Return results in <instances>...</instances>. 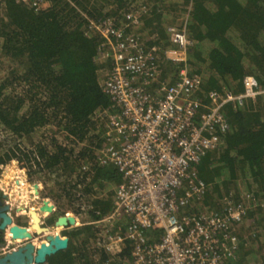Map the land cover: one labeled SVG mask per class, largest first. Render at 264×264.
<instances>
[{
	"label": "trees",
	"instance_id": "1",
	"mask_svg": "<svg viewBox=\"0 0 264 264\" xmlns=\"http://www.w3.org/2000/svg\"><path fill=\"white\" fill-rule=\"evenodd\" d=\"M47 3L33 8L15 0H0L4 7L0 17V165L14 162L29 174H49L53 182L46 186V195L59 206L54 220L71 211L77 216L82 201L87 204L88 220L64 230L67 247L48 256L43 264H95L90 244L97 230L90 221L113 210L114 198L106 201L103 189L108 181L118 186L122 176L112 164L99 165L96 159L95 150L104 139L100 122L93 116L106 110L110 101L99 81L103 65L97 61L99 36L90 30V23L112 19L120 27L126 13L139 12L144 29L155 35L148 46L160 49L169 45L167 27L177 25L192 41L186 63L190 74L200 77V91L239 94L246 76H252L258 90L264 91V0ZM125 25L127 33L143 37L139 27ZM169 64L170 69L166 67L161 74L165 79V72L172 71V83L176 68ZM223 113L229 130L223 134L222 144L207 151L194 167L210 189L201 198L202 205L210 204L212 198L211 202L218 201L215 210L221 213L219 200L240 202L247 198L243 191L250 195L242 220L227 227L238 239V252L225 264H244L252 250L246 248L251 245L248 239L261 245L256 249L259 252L264 248V92L241 104H226ZM58 134L62 135L59 140ZM75 201L79 202L77 208ZM147 234L151 242L161 236V230ZM128 245L123 252L127 257ZM106 257L102 251L97 264Z\"/></svg>",
	"mask_w": 264,
	"mask_h": 264
},
{
	"label": "built area",
	"instance_id": "2",
	"mask_svg": "<svg viewBox=\"0 0 264 264\" xmlns=\"http://www.w3.org/2000/svg\"><path fill=\"white\" fill-rule=\"evenodd\" d=\"M15 1L33 8L47 4ZM136 13H126L120 27L112 19L89 25L99 36L97 58L109 62L100 83L110 105L93 116L104 139L96 159L122 176L113 210L95 221L105 223L101 246L107 257L99 264H225L238 251L227 227L241 221L249 206L223 198L218 213L202 205L208 188L194 165L222 144L229 130L225 105L264 91L252 76L244 77L239 94L200 91V77L186 63L192 41L175 26L167 27L169 46L162 49L176 68L175 81L163 79L159 47L145 48L140 36L126 32L125 24L138 25ZM156 229L161 236L150 242L146 233ZM127 245L129 257L123 255Z\"/></svg>",
	"mask_w": 264,
	"mask_h": 264
},
{
	"label": "rangeland",
	"instance_id": "3",
	"mask_svg": "<svg viewBox=\"0 0 264 264\" xmlns=\"http://www.w3.org/2000/svg\"><path fill=\"white\" fill-rule=\"evenodd\" d=\"M47 4H49V3H47ZM3 13H4V7H0V17L3 15ZM181 18L185 19V16H182ZM138 25H137V27H139V28H137V31L139 29L143 30V31H141L143 33V37H141V40L144 44V47L145 48H152V47H149L148 45H149L150 41L151 42L153 41V39L155 38V35L152 37V34L147 33V31H149V30L144 29V21H143V24L140 23V21H139ZM163 54L164 53H163L162 49H160V58L162 59V61L159 63L162 64V66L164 67V69H162V67H161L162 72H163V70H166L165 69L166 67L168 70L170 69V67H168V64L171 62L166 57L167 55L165 56ZM97 61H98V63H100L99 58H97ZM102 64L103 65H100V68L98 71L100 82L102 80L101 78H103L104 69L106 66L105 63H102ZM169 66H170V64H169ZM167 72H165V75L164 74L163 75L166 77L165 79L168 80L172 71H170V73H168V75H167ZM54 127H56V126L53 125V128ZM50 133H52L51 135H53V133H55V132H53L51 129ZM61 138H62V135L58 134L57 139L59 140ZM78 147H79L78 145H74V148H76V150H78ZM52 182L53 181H51V179L49 178V174L47 172H45V173L42 172L39 175L35 176L34 174L27 173L23 168H21L18 164L14 163V162H9L7 164L0 165V194L3 195L4 198L8 201L9 207H11V209H14L17 213H19L22 216L24 215V213L26 215L29 212V210H36V212L40 216V219L42 220V222H43L42 224H44V226H48V225H46L47 219L49 217H51L53 213L56 214L58 212L57 209L59 207L58 204L52 198H50V196L48 197L46 195V194H48L47 190L49 191V189H46V186L47 187L52 186ZM105 188L106 189H103L102 197H104L106 201H112V198H114V196H115V190L117 188V185L114 184L113 182L110 183L108 181V182H106ZM240 188L242 190H244L242 186H240ZM95 190H97V188H95ZM209 190L210 189L208 188V191ZM210 193L211 192H209L208 194H210ZM245 193H246L245 191L242 192L243 197H246ZM210 195L214 196L212 193ZM43 196H46L47 200H43V198H42ZM86 199L88 200L89 197ZM244 200L248 203V206H249V199L246 198ZM44 201H47L48 204L53 206V210H54L53 212L49 213L48 211L41 210V206H42V203ZM211 201H212V198L209 200L210 204H204V205H208L207 207H209V205H210L211 207L217 208L216 206L218 205L217 204L218 201L216 203H214L215 202L214 200H213V202H211ZM78 203H79L78 201H75L73 206L77 208L79 206ZM223 203H224L223 199L219 200V204L221 206H223ZM63 204L65 205V203H63ZM68 205H69V203H66L65 207ZM86 206H87V204L84 201H82V206L80 207L81 212L77 216L72 211L69 212V214L74 216L76 219V223L74 225H71V226L68 225L66 227H61V228L57 227L55 229H52L50 232L63 237V231L64 230H68V229L80 226L82 224V221L88 220L87 215L85 214V207ZM91 222H93V221H90V224L97 231L95 232V237H93L91 239V244H90L91 253H90V255H91L93 262L95 264H97L98 261L100 260L101 252L103 251L102 246H101L102 245V239H103L102 238V236H103L102 235V229H103V226L105 223L101 222L99 224H95V222L94 223H91ZM116 222H117V220L115 221L114 225L116 224ZM253 228H254V226L251 229H253ZM112 229H113V231H116V228H112ZM243 233H246V231ZM250 234H252V232ZM41 240L42 239L35 241V244L39 243V241H41ZM16 241L19 242L20 240L16 239ZM42 241H44V240H42ZM247 242L251 243L250 246L246 247L247 250H249V251L251 249L252 250H251V254L249 253L247 255V258L245 257L244 264H264V248L261 249V251L259 252L256 249H259V247L261 245L256 243V241L255 242L250 241V239H248ZM253 251H255V253ZM252 252L254 254H252ZM97 257H98V259H97Z\"/></svg>",
	"mask_w": 264,
	"mask_h": 264
},
{
	"label": "water",
	"instance_id": "4",
	"mask_svg": "<svg viewBox=\"0 0 264 264\" xmlns=\"http://www.w3.org/2000/svg\"><path fill=\"white\" fill-rule=\"evenodd\" d=\"M41 210L53 212V206L44 201L41 206ZM29 213L34 220L39 223L41 221L40 216L36 210H29ZM3 222L1 227L9 224L8 232L11 234L13 239L26 240L24 246L13 250L0 258V264H41L46 261V258L59 250L65 249L68 245V238L66 236L61 237L60 235L50 232L52 229L57 227H66L68 225H74L76 219L72 215H60L58 216L52 225L49 226H35L32 229L36 230L37 233L45 234L44 241L40 242L38 246H35L32 238V234L25 227L12 223L10 217L3 214Z\"/></svg>",
	"mask_w": 264,
	"mask_h": 264
},
{
	"label": "flooded vegetation",
	"instance_id": "5",
	"mask_svg": "<svg viewBox=\"0 0 264 264\" xmlns=\"http://www.w3.org/2000/svg\"><path fill=\"white\" fill-rule=\"evenodd\" d=\"M3 214L10 217L12 220V223L23 226L27 230H29L33 236L32 240L34 244H35V241H38L40 239L44 240L46 233L44 232L37 233L36 230L32 229L31 225H32L33 220H32L30 213L28 212L26 215L24 213L23 216L20 215L14 209H11V207H9L8 201L4 198L3 195L0 194V258L12 252L13 250H16L24 246V244L27 242L26 240H20L19 242H17L16 239H13L11 237V234L8 232L9 224H6V226L1 227V223L3 222V219H4ZM55 216L56 214L53 213L52 216L47 219L46 225L48 226L52 225L53 222L55 221L54 220ZM42 223L43 222L41 220L39 223L40 226H44V224ZM42 240L39 241V243L42 242ZM39 243L35 244V246H38Z\"/></svg>",
	"mask_w": 264,
	"mask_h": 264
},
{
	"label": "bare ground",
	"instance_id": "6",
	"mask_svg": "<svg viewBox=\"0 0 264 264\" xmlns=\"http://www.w3.org/2000/svg\"><path fill=\"white\" fill-rule=\"evenodd\" d=\"M32 220H34V218H32ZM40 223V222H39ZM39 223H37L35 220L33 222V227L35 228V226H39ZM40 227V226H39ZM61 228V227H60Z\"/></svg>",
	"mask_w": 264,
	"mask_h": 264
}]
</instances>
